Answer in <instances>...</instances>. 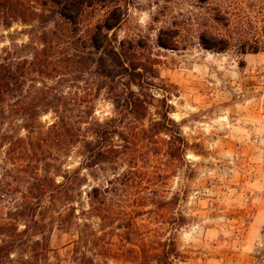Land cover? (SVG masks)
I'll return each mask as SVG.
<instances>
[{
  "label": "rangeland",
  "instance_id": "rangeland-1",
  "mask_svg": "<svg viewBox=\"0 0 264 264\" xmlns=\"http://www.w3.org/2000/svg\"><path fill=\"white\" fill-rule=\"evenodd\" d=\"M42 1L32 3L38 11L51 10L49 26L54 27L61 20L56 7ZM122 3L127 17L116 29L118 38H143V65L153 69L143 70V85L150 83L143 92L152 102L147 116L137 128L114 136L117 157L93 168L83 165L86 131L65 150L58 140L46 146L45 136L31 135L25 121L16 119L14 134L25 140L14 150L8 142L0 147V245L16 239L8 264H136L143 237L155 236L177 241L184 255L177 264H264V47L247 53L237 47L217 51L200 40L211 28L264 40V0ZM218 11L230 17V29L212 21ZM98 18L95 12L88 22ZM31 27L22 22L0 26V57L6 48L31 57L33 50L23 46H42L41 33L29 34ZM163 30L175 35L176 46L159 45ZM69 71L49 79L35 74L36 83H66L65 91L84 99V88L97 80L96 74ZM75 75L79 79L73 80ZM167 103L186 142L179 153L170 151L176 126L161 132L151 128ZM117 115L103 91L94 100L93 118ZM55 117L51 111L41 120L51 124ZM10 124L7 120L3 131ZM75 169L83 180H77L69 200L73 208H67L66 193L56 185ZM40 183L46 189H37ZM94 185L110 190L107 221L90 210L87 192ZM26 224L29 231L19 238L15 233ZM85 236L87 243L81 240Z\"/></svg>",
  "mask_w": 264,
  "mask_h": 264
},
{
  "label": "trees",
  "instance_id": "trees-1",
  "mask_svg": "<svg viewBox=\"0 0 264 264\" xmlns=\"http://www.w3.org/2000/svg\"><path fill=\"white\" fill-rule=\"evenodd\" d=\"M32 1L0 0V26L10 27L15 22L32 25L28 33L32 35L39 31L41 34L37 38L42 40L41 47L30 44L23 46L33 50L31 57L15 56V52L7 48L4 49L5 55L0 57V147L8 142L9 150H14L20 141L25 140L14 134V122L17 118H22L25 121L23 127L31 135L38 131L45 136L42 142L46 146L58 140L67 150L70 144L80 141L81 136L85 135L82 132L91 133V137L86 134L83 138V165L93 168L101 162H109L119 154L118 146L113 143L114 136L124 135L128 130L137 128L152 104L147 98L151 95L143 92L150 85H143V70H153L143 65V38H118L116 29L127 17V6L123 5L122 0H49L61 19L55 22L54 27L49 26L53 21L48 13L51 10L38 11ZM47 3V0L42 1L43 6H47ZM95 12H98L99 18L89 23V17ZM224 20L229 21L223 23ZM212 21L230 29V17L220 11L213 15ZM213 29L200 35L201 43L207 49L226 51L237 47L239 52L247 53L258 52L264 47V40L260 37L228 35ZM158 43L162 47L173 48L177 41L175 35L169 36L163 30L159 34ZM63 70H71L69 73L93 71L96 74L97 80L87 83L84 88V99L79 92L65 91L66 83H48L46 80L36 83L39 79L35 74L49 79L55 74L66 75L67 72ZM72 79H79V76L75 75ZM68 86L79 87L76 83ZM103 91L114 104L118 115L100 121L92 115L94 100ZM170 107L167 103V109L158 113L160 119L153 121L151 128L161 132L174 130L172 126H176L177 130L171 133L170 151L179 153L185 150L186 142L177 122L169 116ZM51 111L56 114L55 121L51 124L43 123L41 117ZM7 120L11 123L10 130L3 131L2 126ZM83 124L88 126L83 127ZM79 172V169L72 172L67 170L64 181L56 185V189L62 188L66 193L67 208L72 207L69 200L73 198L74 188L80 184L77 180H83ZM36 188L46 189L44 183L37 184ZM87 195L91 212L96 213L103 221L109 220L112 205L108 186L101 189L94 185ZM34 223L39 225L35 220ZM29 227L30 224H26L15 235L21 238V235L29 231ZM131 232L136 233V230ZM81 240L86 243L90 241L86 236ZM45 246L48 248L49 245ZM15 247L14 238L6 239L0 245V264H8ZM140 250L141 256L136 264H177V260L184 257L177 241L171 237H143ZM30 262L27 260L26 264Z\"/></svg>",
  "mask_w": 264,
  "mask_h": 264
}]
</instances>
